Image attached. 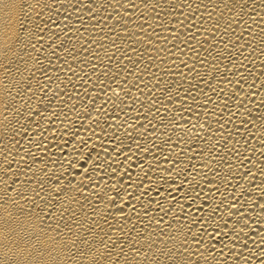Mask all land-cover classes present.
<instances>
[{
	"label": "bare ground",
	"instance_id": "obj_1",
	"mask_svg": "<svg viewBox=\"0 0 264 264\" xmlns=\"http://www.w3.org/2000/svg\"><path fill=\"white\" fill-rule=\"evenodd\" d=\"M0 264H264V0H0Z\"/></svg>",
	"mask_w": 264,
	"mask_h": 264
}]
</instances>
